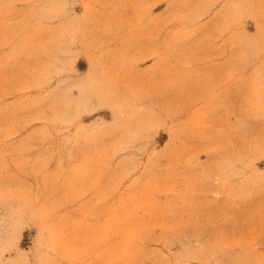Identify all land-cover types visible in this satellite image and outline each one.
<instances>
[{
  "label": "rangeland",
  "instance_id": "obj_1",
  "mask_svg": "<svg viewBox=\"0 0 264 264\" xmlns=\"http://www.w3.org/2000/svg\"><path fill=\"white\" fill-rule=\"evenodd\" d=\"M264 0H0V264H264Z\"/></svg>",
  "mask_w": 264,
  "mask_h": 264
},
{
  "label": "bare ground",
  "instance_id": "obj_2",
  "mask_svg": "<svg viewBox=\"0 0 264 264\" xmlns=\"http://www.w3.org/2000/svg\"><path fill=\"white\" fill-rule=\"evenodd\" d=\"M262 102H264V101H262Z\"/></svg>",
  "mask_w": 264,
  "mask_h": 264
}]
</instances>
